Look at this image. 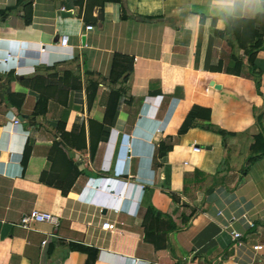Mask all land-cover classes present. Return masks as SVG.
Instances as JSON below:
<instances>
[{
    "label": "crops",
    "instance_id": "0c3cea01",
    "mask_svg": "<svg viewBox=\"0 0 264 264\" xmlns=\"http://www.w3.org/2000/svg\"><path fill=\"white\" fill-rule=\"evenodd\" d=\"M17 1L0 0V12L12 8L0 17V75L54 66L82 86H63V103L49 99L31 120L35 91L11 84L25 94L20 111L0 100V264H85L73 246L95 249L93 264H264V156L247 162L264 134V49L254 61L259 78L241 50L237 73L217 34L227 17L264 14V0ZM62 8L71 16L62 18ZM129 62L118 95L121 79L108 78L113 63L120 74ZM62 120L66 133L83 124L86 144L88 120L106 134L93 157L88 145L70 151L80 174L66 195L52 183L50 161ZM161 142L171 146L163 157ZM68 167L59 157L65 185ZM32 210L57 224L21 227ZM105 222L114 229L103 230Z\"/></svg>",
    "mask_w": 264,
    "mask_h": 264
},
{
    "label": "trees",
    "instance_id": "16d2710c",
    "mask_svg": "<svg viewBox=\"0 0 264 264\" xmlns=\"http://www.w3.org/2000/svg\"><path fill=\"white\" fill-rule=\"evenodd\" d=\"M19 2L20 0L17 1V4H19ZM11 9L12 8L0 12V17H6L10 13ZM225 22L226 24L224 30L218 31L217 34L220 37L227 38V43L232 51L231 59L234 63H237L235 65L236 68H238L237 73H240L243 64V58L237 56L236 51L241 50L243 52V56L246 58L248 70L251 74H254L257 76V78H259L260 73L258 71L256 72L254 61L258 52L264 49V14H257L252 19H234L227 17ZM117 70L118 64L113 63L112 72L108 78V82L115 83L121 79L122 87L118 89L116 93L118 95H124L126 94L124 88L125 83L128 81L133 71V67L131 62H129L127 67L124 68L123 72L119 74ZM43 71L38 75L25 77L22 80H17V77L13 71H10L4 76L0 75L1 102L10 108H14L18 111L21 110L25 101V94L17 93L11 90V84L19 81L20 85L23 87L38 93L33 114L29 118L31 120L46 113L49 99L55 98L56 100H60V102H62L60 96H62V93H64L62 90L63 86L75 90L80 89L82 86L80 76L74 75L72 72L63 71V73L59 75L54 66L51 68H44ZM196 111L197 109L194 108L188 114L181 127L182 133L193 126V120L195 118ZM260 122L261 118L259 119L258 124H260ZM95 124L96 122L88 120V144H86V133L83 124L81 126H74L70 133H66L64 131V120H62V122H60L58 125L57 129L60 135V141L53 143L52 152L55 154V159H50V161L53 171L57 173L52 183L56 186V188L60 189L63 195H66L70 187H72L75 178L80 174L77 164L72 161L70 151L73 149L76 151H82L86 149L88 145L90 155L93 157L96 151L98 140H104L106 137V134L103 132V125L100 124L96 125V127H93ZM93 130H97L99 132V135H97L96 138L93 137ZM170 147V145H166L161 142L158 147L159 156L163 157L166 155V153L170 150ZM262 156H264V134L260 132L255 136L254 143L250 147V154L247 162L252 163ZM59 157L62 159V161H66L67 165L69 166L68 171L72 172V178H70L69 183L66 185L63 183L64 176L57 172V161ZM73 248L83 251L87 254V260L85 264L94 263V259L96 258L97 254L95 249L84 246H73Z\"/></svg>",
    "mask_w": 264,
    "mask_h": 264
},
{
    "label": "built area",
    "instance_id": "2783aa9c",
    "mask_svg": "<svg viewBox=\"0 0 264 264\" xmlns=\"http://www.w3.org/2000/svg\"><path fill=\"white\" fill-rule=\"evenodd\" d=\"M64 10L63 8L60 9V11ZM86 30H91L92 29V26H86L85 28ZM67 37L66 36H62L61 37V40H60V45L61 46H66L67 45ZM13 121H14V124L15 125H18L19 124V121L17 118H13ZM193 151L194 152H198L199 151V148L194 146L193 147ZM119 184H121L120 180L118 181ZM32 223H49V224H53V225H56L57 224V220L56 218L49 214V213H44V212H40L38 210H32L30 211L29 213L27 214H24L22 217H21V220H20V226L23 227V228H28L30 224ZM101 228L103 230H113L114 229V224H111L109 222H105L101 225ZM231 235H232V238L234 240H237L240 238V234L238 232H235V231H232L231 232ZM46 243V241H43L42 242V245H44ZM261 246H253V250L256 251V250H261Z\"/></svg>",
    "mask_w": 264,
    "mask_h": 264
},
{
    "label": "water",
    "instance_id": "95a60500",
    "mask_svg": "<svg viewBox=\"0 0 264 264\" xmlns=\"http://www.w3.org/2000/svg\"><path fill=\"white\" fill-rule=\"evenodd\" d=\"M60 15H61V17L62 18H66V17H70L71 16V12H68V11H65V10H62V11H60ZM84 40V39H83ZM24 78V76L22 75H20V76H17V79H23ZM25 117L26 116H19L18 117V121L19 122H22L24 119H25Z\"/></svg>",
    "mask_w": 264,
    "mask_h": 264
}]
</instances>
